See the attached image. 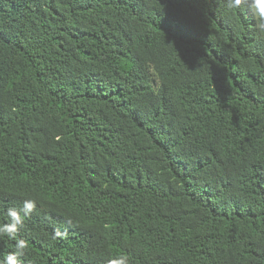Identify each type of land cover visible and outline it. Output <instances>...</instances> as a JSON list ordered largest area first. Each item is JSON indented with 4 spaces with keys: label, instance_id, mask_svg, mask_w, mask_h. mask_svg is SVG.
<instances>
[{
    "label": "trees",
    "instance_id": "trees-1",
    "mask_svg": "<svg viewBox=\"0 0 264 264\" xmlns=\"http://www.w3.org/2000/svg\"><path fill=\"white\" fill-rule=\"evenodd\" d=\"M255 23L224 0H0V223L37 200L24 264H264Z\"/></svg>",
    "mask_w": 264,
    "mask_h": 264
},
{
    "label": "clouds",
    "instance_id": "clouds-1",
    "mask_svg": "<svg viewBox=\"0 0 264 264\" xmlns=\"http://www.w3.org/2000/svg\"><path fill=\"white\" fill-rule=\"evenodd\" d=\"M225 8L235 13L245 6L249 8L255 18V28L264 37V0H224ZM37 208V200L29 197L23 200L22 207H7L5 215L7 223H0V238H8L15 241V247L8 252L0 264H24V257L28 250V241L20 237L26 220ZM108 264H131V257L121 253L108 260Z\"/></svg>",
    "mask_w": 264,
    "mask_h": 264
}]
</instances>
